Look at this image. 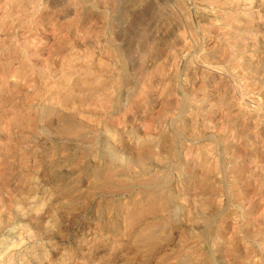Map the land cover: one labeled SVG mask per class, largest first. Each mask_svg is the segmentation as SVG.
Instances as JSON below:
<instances>
[{"label": "rangeland", "instance_id": "rangeland-1", "mask_svg": "<svg viewBox=\"0 0 264 264\" xmlns=\"http://www.w3.org/2000/svg\"><path fill=\"white\" fill-rule=\"evenodd\" d=\"M0 264H264V0H0Z\"/></svg>", "mask_w": 264, "mask_h": 264}, {"label": "bare ground", "instance_id": "bare-ground-1", "mask_svg": "<svg viewBox=\"0 0 264 264\" xmlns=\"http://www.w3.org/2000/svg\"><path fill=\"white\" fill-rule=\"evenodd\" d=\"M54 1V0H53ZM67 12V11H66ZM67 14V13H66ZM179 23V22H178ZM182 37H183V35H182ZM204 51V50H203ZM158 196V195H157ZM160 197V196H159ZM152 198V197H151ZM150 198V199H151ZM154 199H157V197H155ZM163 199V198H162ZM148 200H149V198H148ZM161 200V199H160ZM154 213V212H153ZM263 247V246H262Z\"/></svg>", "mask_w": 264, "mask_h": 264}]
</instances>
